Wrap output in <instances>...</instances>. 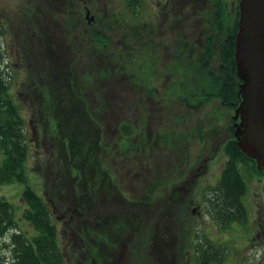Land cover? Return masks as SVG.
<instances>
[{"label": "rangeland", "instance_id": "1", "mask_svg": "<svg viewBox=\"0 0 264 264\" xmlns=\"http://www.w3.org/2000/svg\"><path fill=\"white\" fill-rule=\"evenodd\" d=\"M224 1L222 14L228 22L234 0ZM154 5L155 0H143L140 8L153 13ZM156 9L157 23L153 26L157 34L149 33V39H130V50L126 51L118 43L100 46L72 23L56 21L57 10L40 0H0L1 38L12 96L24 107L22 98L36 102L41 92L46 98H55L56 92L68 98L69 93L79 99L92 120L86 121V134H98L93 152L108 170L111 182L105 185L103 209L100 195L91 188L89 191V185L83 189L81 198L90 211L98 213L100 207L107 212L104 219L80 226L83 241L89 244L83 258L90 264H193L192 245L203 237L225 245L220 264H264V173L250 174L240 166L247 182L245 224L232 222L218 228L207 212L182 207L189 196L201 200L202 191L205 194L215 181L224 159L220 142L227 136L231 110L219 104L215 95L200 107L187 110L180 102H173L179 85L173 90L167 86L180 77L168 73L165 66L174 49L171 41L180 34L190 36L201 27L205 29L211 15L208 1L157 0ZM143 59L152 69L147 80L138 77L135 66ZM212 63L213 59L204 67V75L209 76ZM190 68L188 76L200 78ZM118 71L124 76H117ZM207 80L206 84L210 82ZM125 120L135 127V133L141 132L142 138L147 135L148 142L141 140L133 147L138 138L135 133L127 138L118 135L116 126ZM31 126L30 138L37 143L28 151L29 180L39 189H63L56 164L49 167L40 160L45 147ZM123 141L128 148L122 147ZM192 171L194 176L185 182ZM89 179L92 184L96 177ZM20 187L18 181L0 184V194L18 209ZM114 189L117 196L112 193ZM121 197L126 199L127 203L122 201L125 205L118 201ZM17 223L25 225L20 218ZM0 247L4 260L9 261L7 244Z\"/></svg>", "mask_w": 264, "mask_h": 264}, {"label": "trees", "instance_id": "2", "mask_svg": "<svg viewBox=\"0 0 264 264\" xmlns=\"http://www.w3.org/2000/svg\"><path fill=\"white\" fill-rule=\"evenodd\" d=\"M211 1L213 3L208 10L211 14L209 26L217 29L218 33L206 34L202 50L196 52L197 64L194 63L192 70L200 74V78L192 76L188 81L186 75L182 77L183 93L180 95L184 91L192 95L193 105L198 104L196 100L199 97L208 99L212 95L219 96L223 105H228V101L235 99L234 79L237 76L233 68L232 42L237 7L234 4L235 8L229 15L231 17L225 22L222 14L223 0ZM3 31L0 21V184L11 181L21 183V206L18 209L16 204L0 194V246L7 244L10 252L9 261H6L0 247V264H90V260L83 258L87 255L83 251H89V244L83 241L80 226L105 218L107 212L101 208L105 205V185L111 182L108 170L102 167L93 152L98 134L95 131L90 132V135L86 134V121L92 120L88 118L89 114L79 99L72 98L69 93L68 98H63L62 94L57 96V92L55 98H46L43 95L46 93L41 92V98L36 102L22 98V107L21 102L12 96L13 86L6 69L1 38ZM213 39L215 42L212 45ZM214 46L216 51L213 50ZM211 57L215 58V65L209 67L210 74L206 76L203 74L204 64ZM206 80L210 82L206 84ZM167 86L172 88L168 84ZM145 90L149 89L145 87ZM227 124L229 135L221 145L225 158L214 183L208 186L205 194L202 191L206 212L218 228L232 222L245 223L244 194L247 191V182L240 166L243 165L242 169L250 174L262 172L255 168L253 159L237 147L231 132L233 126L230 121ZM30 126L34 128L35 135L39 136V144L45 147V150H41L40 160L49 167L56 164L61 172L63 189H53L54 186L48 190L39 189L29 180L28 151L37 143L30 138ZM116 127L117 134L126 138L135 133V127L129 120L119 122ZM135 134L138 138L137 142L132 143L133 147H138L141 140L148 142L147 135L142 138L140 131ZM150 141L157 140L152 138ZM122 147L125 149L129 145L123 141ZM36 158L39 157L36 155ZM91 175L96 177L92 184L89 179ZM49 179H52V175ZM88 185L89 191L91 188L100 195L101 208L97 210L98 213L90 211L89 204L87 207L81 198L83 189ZM116 191L114 189L112 192L115 196ZM118 201L121 205H125L123 202L127 203L124 197ZM17 218L25 223L23 227L17 223ZM224 246L206 237L196 240L192 245L193 264H220Z\"/></svg>", "mask_w": 264, "mask_h": 264}, {"label": "flooded vegetation", "instance_id": "3", "mask_svg": "<svg viewBox=\"0 0 264 264\" xmlns=\"http://www.w3.org/2000/svg\"><path fill=\"white\" fill-rule=\"evenodd\" d=\"M207 1L209 3V6H211L213 2L211 0H207ZM40 2L52 8L53 10H57L56 13L58 17L57 19H55L56 21L58 22L60 21L63 24L72 23L73 26H75V28L84 31L85 35H88V37L95 40V43L99 42L98 45L100 46L102 45L105 46L106 43L108 45H113V44L115 45L116 43H118L119 44L118 46H121V49L124 48L127 51V50H130L128 49L130 39H134V38H137V39L139 38L147 39L148 38L149 39V38H152L150 34L152 33H154L155 35L157 34V29L155 28V26H153L155 23H157V19H156L157 18V9H156L157 0H155V5H154L155 9L153 13L151 11L145 12L140 8L143 0H40ZM224 3L225 1L223 0L222 4ZM233 3L236 5V0H234ZM232 7L233 6H231V8ZM207 18L209 19V17ZM1 20H2V17L0 16V21ZM153 27L155 28L154 32L152 30ZM216 33H218V30L211 29L208 24L205 26V29L201 27V29H198L194 34H190V36L189 35L185 36L184 34L182 35L180 34L177 37L173 38L171 41L174 49L171 50L170 55L167 57L169 60L165 64V66L168 68L167 69L168 73L170 74L175 73L177 76L180 75V77L177 80L172 79L171 82L169 81L168 83L167 82L166 83L172 86L171 90L177 89L176 86L179 85L180 88L177 89L179 93L172 95L173 98H175L173 102H177V101L180 102L187 108V110H189L188 109L189 107L196 106V105L197 107L198 106L200 107L203 103H205V101H208L210 98L208 97V99H203V98L200 99L199 97V99L196 100L198 104L193 105L194 100L191 99L193 98L192 95L186 94L185 91H184V94L182 95L180 94L183 93L182 77L186 75V77L189 78L187 79L188 81L190 80V78H192L191 74L188 76L187 71L191 69L190 67L192 68L194 67V63L197 64L196 57L198 54H196V52L202 50V45L205 42L204 37H206V34L215 35ZM214 42L215 40L213 39L211 44L213 45ZM181 49H183V51L179 52V50ZM213 50L216 51L215 46L213 47ZM126 51L124 52L126 53ZM118 52L120 51L118 50ZM125 53L124 55H127ZM191 54H194V57H191ZM211 58L213 59L212 65L214 66L215 58L214 57H211ZM211 58L207 59V62L204 64V67L207 65L208 61L212 60ZM129 61L130 59L127 60V62ZM137 61L138 62H136L135 66L138 71V74H137L138 77L144 80H147L148 79L147 77L149 76V73L152 70L150 68L151 66L149 65V62H146L144 59L141 61L140 60H137ZM130 63L133 64L132 60L130 61ZM116 73H117L116 74L117 76H122V75L124 76V74L120 73L119 71ZM166 78H167L166 76L163 77L164 80H166ZM238 81H239V78L237 76L236 79H234L236 88H237ZM144 82L146 83V81ZM146 93H147V97H150L151 95L149 94L150 92H146ZM183 99L187 101H184ZM236 100H237L236 89H235V99H233L231 102L228 101L229 102L228 105H223L222 100L218 98L219 104L231 110V112L228 115H229V121L232 124V126H233L234 118H232L231 115H232L233 106ZM185 110L186 109L182 111L185 112ZM185 114H189V112L188 113L185 112ZM227 125L228 124H226V126ZM226 133H227V136H225L220 142V149L222 152L223 150H222L221 145L224 139H226L229 135L228 129H226ZM204 157L205 156H202L203 159ZM224 158H225V153H224ZM200 164L202 163H199L198 165ZM258 174L261 175V173H258ZM193 176H194V171H192V174L189 177L187 176L184 181L187 182L189 178ZM212 192L213 191L211 190L210 193ZM182 207L185 210H186V207H188L190 211L196 208V209H200L206 212V205H205V201L203 197L201 200H198L197 198L189 196L187 199V203L185 204V206H182ZM245 211H246V216H247L246 207H245ZM263 214H264V211H263ZM182 216H183V213L181 212L180 217L182 218ZM237 224L242 225L240 222H237ZM262 259L264 260V258ZM259 260L260 259H258L257 262H259Z\"/></svg>", "mask_w": 264, "mask_h": 264}, {"label": "water", "instance_id": "4", "mask_svg": "<svg viewBox=\"0 0 264 264\" xmlns=\"http://www.w3.org/2000/svg\"><path fill=\"white\" fill-rule=\"evenodd\" d=\"M233 68L239 78L232 133L237 147L264 172V0H236Z\"/></svg>", "mask_w": 264, "mask_h": 264}]
</instances>
